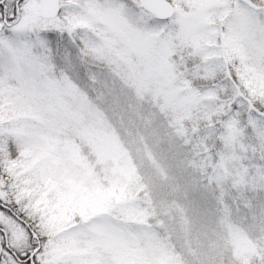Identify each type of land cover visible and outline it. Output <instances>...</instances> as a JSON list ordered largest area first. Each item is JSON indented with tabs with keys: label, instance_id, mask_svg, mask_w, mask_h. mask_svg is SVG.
<instances>
[{
	"label": "snow or ice",
	"instance_id": "1",
	"mask_svg": "<svg viewBox=\"0 0 264 264\" xmlns=\"http://www.w3.org/2000/svg\"><path fill=\"white\" fill-rule=\"evenodd\" d=\"M0 264H264V0H0Z\"/></svg>",
	"mask_w": 264,
	"mask_h": 264
}]
</instances>
